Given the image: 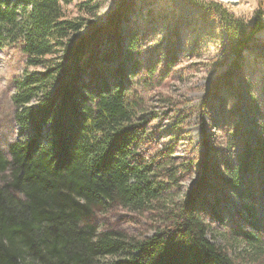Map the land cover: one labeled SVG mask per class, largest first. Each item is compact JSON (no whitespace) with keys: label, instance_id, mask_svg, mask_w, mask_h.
<instances>
[{"label":"trees","instance_id":"16d2710c","mask_svg":"<svg viewBox=\"0 0 264 264\" xmlns=\"http://www.w3.org/2000/svg\"><path fill=\"white\" fill-rule=\"evenodd\" d=\"M70 1L0 0V42L27 60L12 96L25 135L0 150V264H235L207 239L209 226L194 208L197 191L174 204L139 153L146 123L130 84L137 66L130 27L124 41L112 19L102 30L109 48L101 50L100 28L81 33L84 21L65 15ZM263 12L259 7L236 52L264 29ZM257 141L230 171L231 185L245 188V168L264 160V137ZM259 175L264 182L263 167ZM116 205H161L164 223L143 238L98 231L95 210ZM246 208L252 213L253 205ZM242 241L258 248L252 233L243 232Z\"/></svg>","mask_w":264,"mask_h":264},{"label":"rangeland","instance_id":"374dc122","mask_svg":"<svg viewBox=\"0 0 264 264\" xmlns=\"http://www.w3.org/2000/svg\"><path fill=\"white\" fill-rule=\"evenodd\" d=\"M259 7L264 11V0H71L63 5L68 18L84 21L81 33L100 28L102 43L107 34L102 30L112 19L118 18L124 41L130 27L137 62L130 84L146 123L139 153L174 204L197 191L194 208L209 226L207 239L235 264H264L259 175L264 160L245 168L240 177L245 188L229 183L244 149L264 137L263 30L244 51L235 49ZM26 61L14 44L0 42V150L5 153L11 141L25 135L14 122L12 96L14 78L23 76ZM247 205H253L252 213ZM164 211L161 205L144 211L101 207L91 222L101 232L150 237L163 225ZM245 231L258 239L257 249L242 241Z\"/></svg>","mask_w":264,"mask_h":264},{"label":"crops","instance_id":"0c3cea01","mask_svg":"<svg viewBox=\"0 0 264 264\" xmlns=\"http://www.w3.org/2000/svg\"><path fill=\"white\" fill-rule=\"evenodd\" d=\"M263 32H264V29H263Z\"/></svg>","mask_w":264,"mask_h":264},{"label":"built area","instance_id":"2783aa9c","mask_svg":"<svg viewBox=\"0 0 264 264\" xmlns=\"http://www.w3.org/2000/svg\"><path fill=\"white\" fill-rule=\"evenodd\" d=\"M264 19V18H263Z\"/></svg>","mask_w":264,"mask_h":264}]
</instances>
